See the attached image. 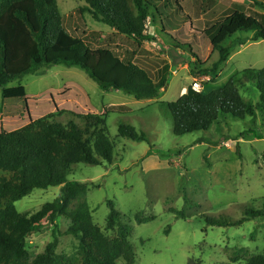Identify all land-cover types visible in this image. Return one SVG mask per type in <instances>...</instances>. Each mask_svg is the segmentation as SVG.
Returning a JSON list of instances; mask_svg holds the SVG:
<instances>
[{
	"label": "rangeland",
	"instance_id": "rangeland-1",
	"mask_svg": "<svg viewBox=\"0 0 264 264\" xmlns=\"http://www.w3.org/2000/svg\"><path fill=\"white\" fill-rule=\"evenodd\" d=\"M176 1H161L162 16L156 23H148V33L155 41L138 49L132 38L96 22L88 13L81 15L84 0H58L66 30L90 48H110L122 58L136 52V62L149 68L156 80L168 65L167 87L158 98L137 100L120 90L104 91L86 71L62 64L41 68L6 88L22 85L33 98L49 90L74 87L68 98L59 99L61 107L72 111L61 113L57 120L62 124L82 125L76 114L87 108L97 113L109 111L106 123L114 145L113 162L78 164L67 179L87 183L86 201L95 224L103 229L111 211L108 202L113 201L124 221L133 227L131 242L137 264H246L248 257L264 254V217L252 218L247 212L264 208V118L260 113L255 120L247 117L244 121L221 116L207 132L176 136L168 104L177 101L191 85L200 84L202 91L209 93L248 68H264V40L254 41L252 34L244 36L243 44L236 46L215 80L211 76L194 78L189 49L163 34L160 20L165 19L167 26L173 23L168 33L181 44H190L203 68L211 69L219 55L205 34L207 23L218 20L233 4H244L248 10L255 7L250 0H178L184 10L181 13ZM239 90L245 100L259 101L255 83L246 82ZM30 107L35 114L55 110L48 98L31 101ZM25 113L24 101L4 100L0 90V119ZM123 123L143 139L121 137L119 126ZM60 195L61 186L35 189L15 206L21 213H34ZM181 211L186 218H179ZM139 212L156 219L139 225L134 219ZM206 218L244 222L212 226ZM70 225L66 218H57L55 224L33 236L27 245L29 252H44L58 236L55 253L76 254L81 240L67 232Z\"/></svg>",
	"mask_w": 264,
	"mask_h": 264
},
{
	"label": "trees",
	"instance_id": "trees-1",
	"mask_svg": "<svg viewBox=\"0 0 264 264\" xmlns=\"http://www.w3.org/2000/svg\"><path fill=\"white\" fill-rule=\"evenodd\" d=\"M161 1L84 0L85 6L79 12L88 13L96 22L132 38L139 49L145 42L155 41L148 33V23H156L157 17L162 16ZM250 2L254 10H248L244 4H233L218 20L207 23L205 34L219 55L211 69L203 68L190 44H181L168 33L173 23L167 26L165 19L160 20L162 33L172 38L173 43L189 49L194 59L189 64L192 77L211 76L215 80L236 46L243 44L244 36L252 34L254 41L264 40V0ZM176 4L184 13L178 0ZM135 56L136 52L122 58L110 48L92 49L84 40L71 35L64 26L58 0H0V90L4 100L18 99L26 105V113L21 117L0 119V264H119L120 261L137 264L131 242L133 227L124 221L113 201L108 202L111 211L103 229L95 224L86 201L87 183L67 179L78 164L113 162L114 145L106 123L109 111L97 113L88 105L87 110L76 114L82 125L62 124L57 120L61 113L72 111L61 107L59 99L68 98L74 87L49 90L33 98L22 85L6 88L41 68L62 64L86 71L104 91L120 90L137 100L158 98L167 87L170 67L165 65L156 80L149 68L136 62ZM246 82L255 83L259 90L256 104L240 93L239 86ZM46 98L56 111L35 114L30 102ZM168 108L176 136L207 132L221 116L244 121L247 117L255 120L260 113L264 118V68H248L232 77L223 88L209 93L196 92L191 85ZM119 133L135 141L143 139L124 123L119 126ZM55 186H61V195L38 211L21 213L16 209L15 203L35 189ZM247 212L252 218L264 217V208H250ZM179 215L186 218L183 211ZM59 217L70 221L67 232L79 236L78 252L56 254L57 236L58 241L47 244L44 252L31 254L27 245L33 236L48 224H55ZM134 219L142 225L156 217L139 212ZM206 219L212 226L229 227L244 222V219L234 223L224 218ZM246 264H264V254L248 257Z\"/></svg>",
	"mask_w": 264,
	"mask_h": 264
},
{
	"label": "built area",
	"instance_id": "built-area-1",
	"mask_svg": "<svg viewBox=\"0 0 264 264\" xmlns=\"http://www.w3.org/2000/svg\"><path fill=\"white\" fill-rule=\"evenodd\" d=\"M193 89L196 92H201L202 91V86L200 84L193 85Z\"/></svg>",
	"mask_w": 264,
	"mask_h": 264
},
{
	"label": "bare ground",
	"instance_id": "bare-ground-1",
	"mask_svg": "<svg viewBox=\"0 0 264 264\" xmlns=\"http://www.w3.org/2000/svg\"><path fill=\"white\" fill-rule=\"evenodd\" d=\"M184 90V89H183Z\"/></svg>",
	"mask_w": 264,
	"mask_h": 264
}]
</instances>
